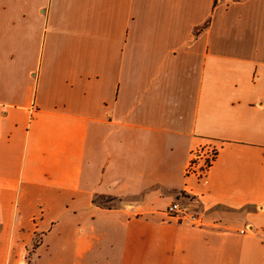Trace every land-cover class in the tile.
<instances>
[{
	"label": "crops",
	"instance_id": "obj_1",
	"mask_svg": "<svg viewBox=\"0 0 264 264\" xmlns=\"http://www.w3.org/2000/svg\"><path fill=\"white\" fill-rule=\"evenodd\" d=\"M0 264H264V0H0Z\"/></svg>",
	"mask_w": 264,
	"mask_h": 264
},
{
	"label": "built area",
	"instance_id": "obj_2",
	"mask_svg": "<svg viewBox=\"0 0 264 264\" xmlns=\"http://www.w3.org/2000/svg\"><path fill=\"white\" fill-rule=\"evenodd\" d=\"M216 152L217 148L209 144L199 145L191 149L184 167V176H192L197 180L203 179L216 156ZM165 213L168 217L176 218L179 221L187 220L191 224L200 222L199 206L195 198L188 199V202L173 200L167 204Z\"/></svg>",
	"mask_w": 264,
	"mask_h": 264
},
{
	"label": "rangeland",
	"instance_id": "obj_3",
	"mask_svg": "<svg viewBox=\"0 0 264 264\" xmlns=\"http://www.w3.org/2000/svg\"><path fill=\"white\" fill-rule=\"evenodd\" d=\"M100 200V202L103 204V205H110L111 206V204H113V203H110L109 201H108V198H105V197H102L101 199H98V201ZM29 256V255H28Z\"/></svg>",
	"mask_w": 264,
	"mask_h": 264
}]
</instances>
